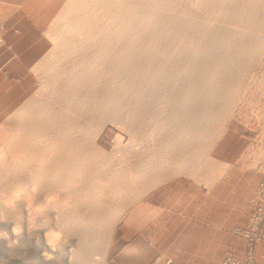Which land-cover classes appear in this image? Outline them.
I'll return each instance as SVG.
<instances>
[{
	"label": "bare ground",
	"instance_id": "6f19581e",
	"mask_svg": "<svg viewBox=\"0 0 264 264\" xmlns=\"http://www.w3.org/2000/svg\"><path fill=\"white\" fill-rule=\"evenodd\" d=\"M85 1L92 3V0ZM94 1L92 7L99 6V12L96 11L100 15L93 14L99 16L101 22L98 20L96 26L95 15L92 17L96 22L92 17L89 19V15L84 20L79 15L82 22L76 27L94 42L90 46L88 43L87 53L86 50L81 51V57L77 54L80 58L73 64L74 68L71 65L69 71L61 74L64 78L58 80L53 93L55 100L60 102L59 108L52 110L46 104L43 108L27 112L28 118L21 124L23 132H19L18 141L7 143L4 158L0 159V221L6 218L25 226L24 238L29 240L30 244H27L32 246V254L39 264L45 263L54 252L49 244L50 233L77 237L78 264H90L91 253L102 250L104 237L90 235L89 223L99 220L104 214L111 220L113 211L105 201L108 168L99 164L103 160L102 155L86 140L93 115L105 108H116L118 114L125 111L121 115H125L129 123L136 121L132 124L141 126L153 118L159 124L157 130L160 134L170 123L174 127L172 133L166 132V137L173 139L172 142L186 131H199L197 133L200 134L214 118V104L223 102L218 107L227 104L229 78L239 75L242 63L252 61L259 38L262 36L264 39V34L258 36L264 28V0H243L246 5L240 8L243 20L241 35L238 36L225 33L205 21L204 24L196 20V23L193 20L181 21V11L183 17L187 13L186 6L181 13L178 11L180 18L176 13L178 16L165 19L159 13L146 9L144 0ZM153 1H156L155 5L171 8L169 0ZM171 3L174 5V1ZM136 22L138 25L133 24ZM178 22L180 25L174 27ZM67 42H70L69 46L73 44V40ZM73 51L67 50L61 55L71 57ZM140 56H143L142 61ZM122 74L128 77H125L127 86L124 88H132L123 104L126 89L118 86L120 89L115 91L112 87L116 84L112 82L114 77ZM106 77L113 79H107L106 83ZM160 117L165 121L161 122ZM164 157L159 152L151 158L153 176L163 175ZM134 182L124 185L120 190L122 194L142 189ZM14 193H20L19 197L15 198ZM53 195L56 199L49 201L47 198ZM16 228L10 229L11 237L16 236ZM90 243H94L93 246L90 247ZM73 253L70 250L71 256Z\"/></svg>",
	"mask_w": 264,
	"mask_h": 264
},
{
	"label": "rangeland",
	"instance_id": "374dc122",
	"mask_svg": "<svg viewBox=\"0 0 264 264\" xmlns=\"http://www.w3.org/2000/svg\"><path fill=\"white\" fill-rule=\"evenodd\" d=\"M90 1L87 0V2ZM170 1H174V5ZM168 3L171 5V8L168 9L161 5H155L156 1L153 0H144L143 6L146 9L159 13L165 19H172L173 15H179L177 18H180V13H183L181 11L182 8L185 9L186 6L188 8L187 13L183 14L184 18L181 13V21L193 20L195 22L196 20L197 23L201 21V24H204L205 21L206 23H211V26L220 28L225 33H231L235 36L241 35L243 15L240 8L246 5V2H243V0H225L222 2L219 0H169ZM88 4L85 0H65L59 9L50 13L46 12V14L50 15L49 19L39 20V28H45V32L39 36L44 41L45 50H40L38 54H41L35 65L20 68L21 73L16 77V86H20V91L18 90L19 92L15 93L16 96H13V82L10 81L11 84L9 83V75H5L3 73L4 69L0 67V74L2 73L1 75L5 77L6 81L3 85V82H1L2 76H0L1 160L4 158L3 154L6 152L7 143L18 141L17 137L23 132L21 124L27 120V112L43 108L46 104L52 110L59 108L60 102L55 100L53 93L57 88L58 80L64 78L61 74L64 75L66 70L69 71L71 65L73 67V64L81 57L80 52H85L86 50L85 53H87L88 47L94 42L91 38L87 39L88 35L81 28H79V31L76 27L82 22L80 19L83 18L82 20H84L88 15L89 19L92 16L94 17L95 14L100 15L98 13L100 7L97 5L92 7L95 5L94 0ZM88 8L91 10L95 8V10L91 13V10H88ZM82 10L85 11L83 12ZM178 11L181 12L179 13ZM168 14L171 17H168ZM98 17L96 16V26L98 25V20L101 22L100 17ZM93 19L95 20V18ZM74 22H77V24ZM137 23L133 24L138 25ZM72 24H75V26L71 27L73 26ZM178 25H180V22L174 25V27ZM4 31V20L0 19V50L5 45ZM64 34V37L68 39H64L63 41ZM263 34L264 28L258 32V36L260 37ZM261 37L258 43L259 49L256 48V54L254 53V57L251 58L252 61L249 63L244 62L239 66L241 69L239 75L233 76L230 73L233 78L226 77L230 79L227 81V86L229 84L231 86L226 87L229 88V91L226 89V92L229 93L226 96L227 104L222 105V110L220 109L222 106L218 107V105L223 104V102H216L214 104V118L212 120L209 119V126L205 131L203 130L204 132L201 130L200 132L202 133L200 134L197 133L199 131H195L197 135L193 130L186 131L180 138L172 142L173 139L171 140L170 138L169 140L166 137V132L172 133L174 127L170 123H166L167 125L164 126L163 133L161 132L160 134L159 130H157L159 124H156L157 122L153 118L148 119V123L145 122L141 126L134 125L136 121L129 123L125 118L126 116H122L124 110L118 114L119 112L116 108H105L97 112L95 116L93 115V118H91L92 122L90 121L88 124L89 129H87L86 140L96 152L98 151L102 155L103 160L99 164L108 168L105 181L108 186L107 195L108 193L110 194L105 196V201L110 211H113V219L106 218L107 216L104 214L99 220L89 223L92 229L90 235L98 234L104 237L102 250L93 254L91 253L89 257L90 264H139L142 261L137 257H131L132 255H128L127 253L124 254L129 244L128 240L125 239V235L130 234L132 237V231L137 232L139 230V227L136 225L139 222L137 220L141 218L139 216L140 210L138 209L141 207L143 198L150 190L162 183L174 178H184L194 182L198 186L208 187L214 185L221 177L224 168L235 161L241 162L242 167L247 171H258L261 175L259 182H262L264 178V47L262 46L264 41H261V39H264ZM69 40H73V44L70 46V42L65 43ZM67 50H74L75 52H72L73 55L71 54V57L69 55H61ZM142 59L143 56H140V61ZM74 71L77 70L75 69ZM230 74L229 76H231ZM122 75L117 76V78L114 77V79L112 78L113 81L111 77H106V83L107 79H109V81L116 83L112 86L115 91L119 87L122 89L127 86L128 79L124 74ZM155 80H158V78ZM3 87L6 92L5 97L3 95ZM130 91H132V88L124 90L125 95L122 98V104L127 101V96L131 93ZM162 119L161 122L165 121V119ZM158 122L161 123L160 119ZM154 123L157 126L154 127ZM131 126L135 127L132 128ZM137 126L139 128H136ZM159 152L166 157L162 159L163 175L158 177L152 175V165L150 162H152L151 158L153 155ZM131 182L141 186L142 189L137 190L136 193L122 194L120 190L123 189L124 185L127 183L131 184ZM260 183L250 196L247 205L249 218L246 225L243 228H236L237 226H234L231 230L234 236L240 237L245 241V252L241 257H238L231 246L214 264H257L253 254V247L258 242L250 245L244 231L248 227L253 211L252 200ZM233 213L238 215V213L242 212L234 211ZM132 215L135 221H132V224L130 223L131 225L126 227L125 219L131 218ZM3 220L1 219L0 221V264H39L38 259L32 254V246L27 244L29 240L24 238L26 236L25 226H22L19 221L16 222L14 220L16 222L14 224V222H11L12 220L10 221L6 218H3ZM13 224L14 226H12ZM8 226L10 227L9 230L7 229ZM15 226H17L15 230L16 236L11 237L12 233L10 229ZM58 235L60 239L56 242L52 258H49L43 264H78L76 255L78 247L75 241L77 237L68 236L64 233H59ZM94 243L96 245V242ZM94 243H90L89 246H93ZM89 246L87 245V247ZM139 249H142V246ZM70 250L75 253H73V256L70 255ZM145 264H158V261L155 258H150ZM167 264L172 263L168 261Z\"/></svg>",
	"mask_w": 264,
	"mask_h": 264
},
{
	"label": "crops",
	"instance_id": "0c3cea01",
	"mask_svg": "<svg viewBox=\"0 0 264 264\" xmlns=\"http://www.w3.org/2000/svg\"><path fill=\"white\" fill-rule=\"evenodd\" d=\"M64 1L0 0V19L5 25L0 67L9 75V83L13 82V96L20 91V86H16L20 68L35 65L41 54L38 53L45 50L44 41L39 38L45 28H39V20L49 19L46 12L59 9ZM1 82L6 83L5 77L2 76ZM3 93L5 97L6 92ZM260 179L258 171H247L241 162L235 161L224 168L214 185L208 187L184 178L158 185L143 198L138 209L141 218L136 226L139 230H133L132 237L125 235L129 244L124 254L142 260L139 264L147 263L150 258L157 259L158 264L168 261L172 264H214L232 246L235 254L241 257L246 250L245 241L234 236L231 230L234 226L243 228L246 225L247 205ZM234 211L242 215H235ZM132 221H135L133 215L126 218V227ZM253 254L257 264H264L263 244H255Z\"/></svg>",
	"mask_w": 264,
	"mask_h": 264
},
{
	"label": "built area",
	"instance_id": "2783aa9c",
	"mask_svg": "<svg viewBox=\"0 0 264 264\" xmlns=\"http://www.w3.org/2000/svg\"><path fill=\"white\" fill-rule=\"evenodd\" d=\"M252 215L247 229L244 231L250 245L264 244V178L252 200Z\"/></svg>",
	"mask_w": 264,
	"mask_h": 264
},
{
	"label": "clouds",
	"instance_id": "9594fccd",
	"mask_svg": "<svg viewBox=\"0 0 264 264\" xmlns=\"http://www.w3.org/2000/svg\"><path fill=\"white\" fill-rule=\"evenodd\" d=\"M33 191L35 192L36 189L34 188ZM19 195H20V193H14V194H13V196H14L15 198H18ZM47 199H48L49 201H51V200L56 199V196L53 195V196L48 197ZM17 231H18V230H17ZM49 235H50L49 244L53 247V249H55V248H56V242L59 241L60 237H59L58 234H52V233H50ZM49 258H52V257L49 256Z\"/></svg>",
	"mask_w": 264,
	"mask_h": 264
}]
</instances>
